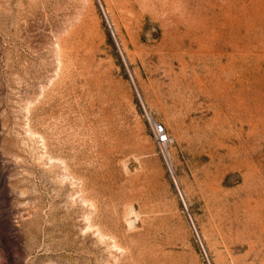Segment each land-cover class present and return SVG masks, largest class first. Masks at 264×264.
Segmentation results:
<instances>
[{"label": "rangeland", "instance_id": "rangeland-1", "mask_svg": "<svg viewBox=\"0 0 264 264\" xmlns=\"http://www.w3.org/2000/svg\"><path fill=\"white\" fill-rule=\"evenodd\" d=\"M0 264H264V0H0Z\"/></svg>", "mask_w": 264, "mask_h": 264}, {"label": "built area", "instance_id": "built-area-1", "mask_svg": "<svg viewBox=\"0 0 264 264\" xmlns=\"http://www.w3.org/2000/svg\"><path fill=\"white\" fill-rule=\"evenodd\" d=\"M155 136L159 144H165L168 141V136L163 126H155Z\"/></svg>", "mask_w": 264, "mask_h": 264}, {"label": "bare ground", "instance_id": "bare-ground-1", "mask_svg": "<svg viewBox=\"0 0 264 264\" xmlns=\"http://www.w3.org/2000/svg\"><path fill=\"white\" fill-rule=\"evenodd\" d=\"M226 84V83H225ZM222 103V102H221Z\"/></svg>", "mask_w": 264, "mask_h": 264}]
</instances>
